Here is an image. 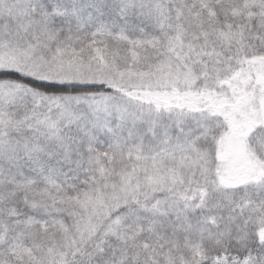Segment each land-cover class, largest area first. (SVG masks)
Here are the masks:
<instances>
[{"label":"snow or ice","instance_id":"snow-or-ice-1","mask_svg":"<svg viewBox=\"0 0 264 264\" xmlns=\"http://www.w3.org/2000/svg\"><path fill=\"white\" fill-rule=\"evenodd\" d=\"M0 264H264V0H0Z\"/></svg>","mask_w":264,"mask_h":264}]
</instances>
